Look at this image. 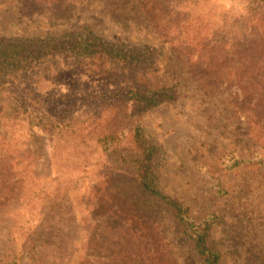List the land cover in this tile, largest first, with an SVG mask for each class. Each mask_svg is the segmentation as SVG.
Segmentation results:
<instances>
[{
  "label": "trees",
  "instance_id": "16d2710c",
  "mask_svg": "<svg viewBox=\"0 0 264 264\" xmlns=\"http://www.w3.org/2000/svg\"><path fill=\"white\" fill-rule=\"evenodd\" d=\"M81 1L0 0V5L18 3L21 16L52 10L61 17ZM172 2L133 0L132 6L170 43L175 59L151 45L108 40L86 25L0 40V99L7 104L0 112V264H62L57 247L71 206L66 191L37 183L31 170L49 140L98 156L97 171L108 178L107 189L123 213L115 216V224L108 215L91 219L95 225L87 230L83 250L88 264H176L170 232L205 264H218L221 254L208 240L214 216L192 213L160 189L164 149L137 116L174 99L186 80L194 79L203 96L223 101L228 114L243 117L247 125L250 142L231 166L264 162V0H249L245 13L215 29L198 17L179 18ZM98 57L118 68L111 92L106 84L74 93L45 90L55 89L52 69L64 72L66 80L81 79L83 63ZM15 76L21 97L11 88ZM23 106L29 111L24 117ZM110 108L113 125L87 141L90 118ZM21 121L28 133L17 135ZM12 194H19L14 199L20 204L12 206ZM23 206L38 217L23 221Z\"/></svg>",
  "mask_w": 264,
  "mask_h": 264
},
{
  "label": "rangeland",
  "instance_id": "374dc122",
  "mask_svg": "<svg viewBox=\"0 0 264 264\" xmlns=\"http://www.w3.org/2000/svg\"><path fill=\"white\" fill-rule=\"evenodd\" d=\"M172 1L174 13H178L179 18L198 17L215 29L218 24H228L230 17L245 13L249 0ZM132 2L83 0L61 17H56L52 10L31 17L21 16L18 3L0 5V40L86 25L108 40L151 45L175 59L170 43L158 35ZM237 31L234 29L232 34L236 35ZM82 69L85 74L81 79L70 76L67 80L64 72L52 69L50 79L55 89L45 90L74 93L105 84L110 92L113 90L111 87L117 82L118 72L114 63L102 57L92 58L83 63ZM16 80V76L12 78L11 88L21 97ZM47 86L54 88L50 83ZM202 93L199 84L188 78L174 99L137 116L145 131L164 149L166 159L159 170V187L165 194L188 205L192 213L214 216L208 240L221 254L218 264H264V162L231 166L243 155L242 147L250 142L247 125L243 117L230 116V107L223 101ZM6 109V102L0 99V112ZM112 110L104 111L100 118H90L92 123L85 129L91 131L86 136L87 141L94 140L100 129L113 125ZM21 112L22 117L29 113L24 106ZM19 123L21 125L15 126L17 135L28 133L27 122ZM20 140L25 139L20 137ZM97 158L86 148L79 151L63 140H49L45 150L33 159V179L37 183L50 182L52 187L66 191L65 200L71 206L57 247L61 250L62 264H88L89 258L83 257V250L88 239L87 230L95 225L91 222L93 217L108 215L109 221L115 224V216L123 215L107 189L108 178L97 171ZM252 159L256 158L252 156ZM11 196L12 206L20 204L14 199L19 194ZM23 207V221L38 217L37 211ZM167 236L176 264H205L187 242L171 232Z\"/></svg>",
  "mask_w": 264,
  "mask_h": 264
}]
</instances>
